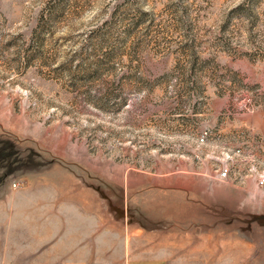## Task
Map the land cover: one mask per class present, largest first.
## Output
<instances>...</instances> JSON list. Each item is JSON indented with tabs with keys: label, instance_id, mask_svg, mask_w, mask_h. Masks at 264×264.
I'll list each match as a JSON object with an SVG mask.
<instances>
[{
	"label": "rangeland",
	"instance_id": "obj_1",
	"mask_svg": "<svg viewBox=\"0 0 264 264\" xmlns=\"http://www.w3.org/2000/svg\"><path fill=\"white\" fill-rule=\"evenodd\" d=\"M262 176L264 0H0V264H264Z\"/></svg>",
	"mask_w": 264,
	"mask_h": 264
},
{
	"label": "built area",
	"instance_id": "obj_2",
	"mask_svg": "<svg viewBox=\"0 0 264 264\" xmlns=\"http://www.w3.org/2000/svg\"><path fill=\"white\" fill-rule=\"evenodd\" d=\"M226 173H227V170H226V169L221 171V174L224 175V176L227 175ZM260 181H261V182H264V176H262V177L260 178Z\"/></svg>",
	"mask_w": 264,
	"mask_h": 264
}]
</instances>
